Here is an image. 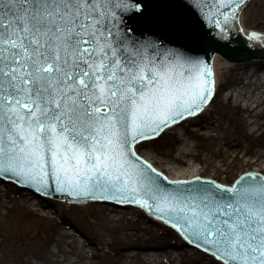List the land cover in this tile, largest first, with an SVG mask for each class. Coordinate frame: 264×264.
<instances>
[{
	"label": "snow or ice",
	"instance_id": "snow-or-ice-1",
	"mask_svg": "<svg viewBox=\"0 0 264 264\" xmlns=\"http://www.w3.org/2000/svg\"><path fill=\"white\" fill-rule=\"evenodd\" d=\"M237 5L219 0L231 13ZM133 9L129 0H0V177L154 207L215 264H264V178L168 192L141 166L135 144L195 115L213 81L202 62L130 35Z\"/></svg>",
	"mask_w": 264,
	"mask_h": 264
},
{
	"label": "bare ground",
	"instance_id": "bare-ground-1",
	"mask_svg": "<svg viewBox=\"0 0 264 264\" xmlns=\"http://www.w3.org/2000/svg\"><path fill=\"white\" fill-rule=\"evenodd\" d=\"M245 21L241 16L240 29L256 32L264 46V25L258 23L253 28L247 26ZM257 27L263 28V30ZM263 62L264 59H253V62L251 59H247V62H241L240 64L243 65H239L220 54H215L213 56V72L216 87L209 104L199 114L183 119L181 123H176L162 133V135L167 134L171 139L172 148L170 151L156 154L147 149L143 153H138L139 156L146 159L149 164H152L156 170H160L170 180H192L194 177L203 176L209 164L211 168L205 178L212 177L214 180V176L222 170L223 157L233 160L240 158L245 165L253 166L246 172L263 171L264 173V122H261L264 120V70L260 69ZM227 72H229L233 84V88L230 90H226L227 85L221 81V76ZM225 92L228 93L225 95ZM225 96L228 103L246 114L243 117L245 130H248L249 137L258 136L262 139L258 145L245 148L241 141L230 139L229 127L221 123H202L197 120L201 117L211 116L209 110L213 100L217 98L222 101ZM209 143H213V148L208 146ZM8 193L9 189L5 195L7 198L9 197ZM32 197H36V199H32ZM12 200L20 210L29 211L37 218L49 219V213L57 209L49 207L47 202L37 194L25 192V190ZM63 202L68 203L67 201ZM107 204L95 205L94 215L100 216L104 222H107V227L112 230L111 234H114V240L110 245V264H177L178 260L185 261L190 258L186 251V253L177 252V249H164V252L161 249L122 251L121 247L129 243L131 246L132 243H138L139 246L155 245L152 242V236L146 237L138 232H130L135 227L129 224L128 220L136 217L138 210L146 211L143 208L131 206V204L127 209H123L122 206L118 208L110 202ZM148 216L155 224L169 226L160 219ZM28 223L27 220H20L17 224L12 223L16 229L15 232H17L15 239L22 236L34 239V226L28 225ZM122 223L128 225L122 229V235L118 236L116 235L118 232L113 229ZM57 225L55 235L50 236L49 239L50 243L56 244V250H47L46 255L39 258L45 262H51V264H90L98 254L94 249L89 250L96 242L94 237L80 226L64 219L59 220ZM135 229L140 230L138 227ZM2 241L3 238H0V246ZM193 249L202 252L199 249Z\"/></svg>",
	"mask_w": 264,
	"mask_h": 264
},
{
	"label": "rangeland",
	"instance_id": "rangeland-1",
	"mask_svg": "<svg viewBox=\"0 0 264 264\" xmlns=\"http://www.w3.org/2000/svg\"><path fill=\"white\" fill-rule=\"evenodd\" d=\"M242 16L246 20L247 26L254 28L258 23L264 25V0H251L244 8ZM259 29L263 30V28ZM221 81L224 85H227L226 90L233 88L229 72L221 76ZM227 93L225 92V95ZM209 113L211 116L201 117L197 120L202 123H221L229 127L230 139L241 141L243 147H254L262 141L258 136L253 138L247 135L248 130H245L243 121V117L246 114L228 103L226 96L222 101L215 98ZM261 122H264V120ZM161 135L155 139L146 140L136 145L135 149L137 153H143L147 149L152 150L156 154H164V152L170 151L172 148L170 137L167 134ZM208 146L213 148V143H209ZM241 156L243 155L241 154ZM222 159V170L214 176V180L220 181L223 184H233L236 178L253 168L251 165H245L240 158L233 160L232 158L223 157ZM210 166L209 164L207 171L203 173L204 177L208 176ZM8 189L9 197L7 198L5 195ZM0 191V238H3L0 246V264H51V262H45L39 257L46 255L47 250H56V244L50 243L49 239L50 236L55 235L58 227L57 223L61 219L80 226L96 240L95 244L89 250L94 249L98 254L90 264H110V245L114 240V234H111L112 230L107 227V222H104L100 216L94 215L96 211L95 205L105 204L106 202L71 204L53 197H45L41 199L46 201L49 207L53 209L56 207L57 209L49 213V219L37 218L33 213L20 210L14 204L12 199L14 197L17 198L19 194L24 192V190L19 191V184L14 182H0ZM27 191L32 192L25 190V192ZM32 199H36V197H32ZM107 206L109 205L107 204ZM20 220H27L29 222L28 225L34 226V239H29L26 236L15 239L17 232H15L16 229L12 226V223L17 224ZM128 221L133 227L140 228V230L133 228L130 232H138L146 237L152 236V242L155 245H166L167 242L175 241L177 244L186 242L173 228L153 223L149 219L147 212L138 210L136 217L130 218ZM126 225L128 224H118L114 227L113 231H117L118 233L116 235L121 236V231ZM66 248L69 249L67 246ZM185 251L189 254L190 258L185 259V261L178 260L177 264H215L213 258L205 252L197 251L191 247L181 252L186 253Z\"/></svg>",
	"mask_w": 264,
	"mask_h": 264
},
{
	"label": "water",
	"instance_id": "water-1",
	"mask_svg": "<svg viewBox=\"0 0 264 264\" xmlns=\"http://www.w3.org/2000/svg\"><path fill=\"white\" fill-rule=\"evenodd\" d=\"M249 1L250 0H238L236 12L231 13L229 7L219 6V0H129V6L138 4L139 10L133 9L125 13L124 27L132 29L130 35L141 41L158 42V47L162 46V54L166 52L170 56L172 54L179 53V58L182 63L186 61H198L207 65L212 72V97L214 88L216 87V85L214 86L215 81L213 72V56L215 54H220L227 60L234 63L247 62V59H251V62H253V59H264V46L261 44L260 37L256 35V32H247V30H241L239 27L241 13ZM236 2L237 0H231L232 4H236ZM225 14L229 15V19L227 21H224L223 19ZM217 20L220 21L219 27L216 25ZM221 29H223V31H221ZM253 34L258 36L259 39H251ZM260 69L264 70V62L261 63ZM211 97L195 115L200 113L209 104ZM195 115H188L187 117ZM182 120L183 119H181L179 123H181ZM175 124H172L170 127ZM167 128L169 127H165L164 130ZM163 131H161L158 135H155L154 138L158 137ZM141 141L144 142L143 139L139 142L142 143ZM138 143H136L135 146L138 145ZM135 153L136 156L140 158L139 162L141 166L149 164L146 159H142L136 151ZM156 172L160 173L161 177H166L160 172V170H156ZM245 173L246 174L241 175L238 179L236 178L237 180L234 182L233 186L237 185V181H240L241 178L248 177L250 175L264 178L263 171ZM161 177L153 175V179L160 183L161 186L168 192H175L178 188L191 186L208 187L210 184L207 182L231 188L230 186L218 183L220 181L217 182L212 180V177L210 179H206L204 176H198L194 177L192 180H170L167 178L166 181ZM2 178L28 187L24 188L19 185L20 192L21 190L32 191L29 187L35 189L34 186L17 182L16 178ZM2 178H0L2 183L8 182ZM196 181L205 183L193 185L192 182ZM32 192L35 193L34 191ZM41 193H47L45 195H52L56 198L68 200L76 204L97 201L110 202L118 208L124 206L123 209L128 208V203H131L132 206L137 205L141 207L138 203L129 200H105L85 196L76 197L59 191H51L50 189H43ZM40 197L42 199L45 198L41 195ZM149 203L155 205V201L150 200ZM142 208H145L150 215L156 217L157 219L161 215L160 213L155 212L154 207L152 209H149L147 206ZM165 219L166 217L161 220L165 222ZM168 224L171 225V223ZM175 229L183 235L178 228ZM191 246L197 248L194 244H191ZM189 248L190 246H188L186 242L183 244H177L175 241L167 242L166 245L139 246L138 243H132L131 246L129 243L122 246L121 250L161 249L162 252H164V249H177V252H179Z\"/></svg>",
	"mask_w": 264,
	"mask_h": 264
}]
</instances>
